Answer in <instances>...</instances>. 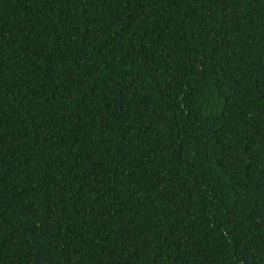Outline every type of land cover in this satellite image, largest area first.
I'll return each mask as SVG.
<instances>
[{
  "label": "trees",
  "instance_id": "obj_1",
  "mask_svg": "<svg viewBox=\"0 0 264 264\" xmlns=\"http://www.w3.org/2000/svg\"><path fill=\"white\" fill-rule=\"evenodd\" d=\"M0 264H264V0H0Z\"/></svg>",
  "mask_w": 264,
  "mask_h": 264
}]
</instances>
